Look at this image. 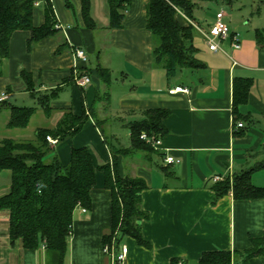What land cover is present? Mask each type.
<instances>
[{
	"label": "crops",
	"instance_id": "crops-1",
	"mask_svg": "<svg viewBox=\"0 0 264 264\" xmlns=\"http://www.w3.org/2000/svg\"><path fill=\"white\" fill-rule=\"evenodd\" d=\"M51 2L58 32L29 45L31 33L16 31L0 75V92H9L8 101L33 102L37 107L35 98L40 93L49 96L51 111L37 108L25 129L9 128L10 112L0 111V143L20 141L35 117H46L49 126L36 127L30 141L39 129L56 128L65 115L81 117L86 111L88 119L80 132L55 149L60 162L67 165L72 149L86 147L100 168L112 163L106 129L116 140L114 152L129 149L130 126L144 121L149 110H166L160 150L118 158L124 174L147 184L140 206L147 218L140 226L149 246L127 237L123 242L129 249L126 264H200L205 254L215 252L230 253L232 264H264V198L237 200L232 192L217 198L212 183L215 176L230 171L234 176L264 163V3L235 0L227 5L229 11H224L225 5L211 15L198 11L197 26L205 31L216 14L224 12L240 47L235 49L227 39L220 44L222 51L212 52L195 29L197 57L205 68L185 70L169 79L153 61L157 38L146 27L149 0H131L120 29L110 28L107 0H91L94 29L85 25L80 0H70L72 8L66 0ZM45 22V7L39 5L33 26L39 28ZM73 47L83 49L89 58L87 64L76 65L79 72L88 68L92 80L84 90L74 83ZM93 54L97 55L94 65ZM99 67L109 72L110 82L105 83ZM23 74L31 77L36 97ZM246 83L248 94L241 101L238 92L244 91ZM177 86L188 88L189 94L170 95L169 90ZM239 123L244 128L237 129ZM121 130L126 144L117 138ZM169 156L174 163H165ZM96 175L93 207L85 213L82 208L75 211L64 264H109L103 237L111 232L112 196L104 173L97 170ZM251 180L264 189V166L252 173ZM10 186L11 172L3 171L0 198ZM255 248L261 252L251 255ZM0 264H50L42 248L27 250L20 241L11 242L7 211L0 213Z\"/></svg>",
	"mask_w": 264,
	"mask_h": 264
},
{
	"label": "trees",
	"instance_id": "trees-1",
	"mask_svg": "<svg viewBox=\"0 0 264 264\" xmlns=\"http://www.w3.org/2000/svg\"><path fill=\"white\" fill-rule=\"evenodd\" d=\"M80 1L85 25L94 29L96 24L91 17V0ZM212 1L215 0H149L146 27L157 38L153 61L166 71L169 79L185 70L205 68L197 57V31L190 22L198 25L196 13L203 11L204 5ZM234 1L217 2L232 5ZM258 1L264 3V0ZM107 2L110 28H122L131 0ZM36 3L45 7L46 22L39 28L33 26ZM66 5L72 8L70 0H66ZM56 26L51 0H0V75L2 63L9 56L10 39L16 31H29V45H32L55 35L58 32ZM86 69L80 71L90 76ZM98 71L105 83L110 82L107 70L99 67ZM23 78L34 95L31 77L23 74ZM248 89V83L244 85V91L239 89L241 101L248 94ZM6 93L9 94L8 91ZM36 95L37 107L19 106L8 100L0 102V111L10 112L9 128H27L37 108L47 113L51 111L49 96ZM168 114L166 110L147 111L144 121L130 126L131 147L116 152L110 147L112 163L100 168L95 167L86 147L72 149L67 165L60 162L55 149L58 143L80 132L88 119L86 111L81 117L65 115L54 129H39L34 141L3 140L0 143V174L11 172V186L9 193L0 198V213L8 212L11 242L20 241L27 250L42 248L50 264H64L68 242L73 234L74 213L78 208L92 209L91 191L96 185L99 170L104 173L105 186L112 196V227L110 234L103 237V246L112 244L114 240L119 245L127 237L135 239L140 246H149L142 238L140 226V222L147 218L140 207L141 194L147 189V184L142 179L124 174L118 158L119 155L125 157L137 152H157L140 137L142 133H147L162 138L166 134L162 120ZM48 138L57 140V144H51ZM262 166L264 163L235 174L232 182L226 179L215 184L217 198L232 192L237 200L263 199L264 189L255 187L251 180L252 173ZM259 252L255 248L251 255ZM200 264H232V258L226 252L208 253L201 258Z\"/></svg>",
	"mask_w": 264,
	"mask_h": 264
},
{
	"label": "built area",
	"instance_id": "built-area-1",
	"mask_svg": "<svg viewBox=\"0 0 264 264\" xmlns=\"http://www.w3.org/2000/svg\"><path fill=\"white\" fill-rule=\"evenodd\" d=\"M40 3H36V7L39 6ZM225 14L224 12H219L215 16L214 23L208 28V30H202L200 29L196 24L190 22V24L197 29L201 35L203 36L205 43L207 44L208 48L212 52H218L222 51L221 43L226 41L227 39L232 40V46L235 49H238L240 47L239 45V39L237 35H232L229 29V26L226 24L224 20ZM72 56L73 60L75 62V70H74V83L77 87L81 89H85L87 86H89L92 83L91 77L88 74H84L82 72H79L77 70V64H87L89 62V58L86 54V52L78 47L72 48ZM170 95H176V94H189V89L182 86H177L169 90ZM9 94L6 92L0 93V102H4L8 100ZM244 128V125L239 123L237 124V129ZM141 140L144 141L146 144L154 148L155 150H160L162 145V138L158 137L155 134H147L142 133ZM48 141L56 145L57 140H54L52 138H48ZM175 160L173 157H166L165 163L166 164H172ZM229 179L231 182L233 181V173L230 171L226 175L223 176H215L212 178V183L217 184L219 182H223L224 180ZM83 212L85 213L86 210L83 209ZM129 249L126 244L121 243L119 245L116 244L115 240L110 245L103 246V253L105 256L109 259V264H126L127 256H128Z\"/></svg>",
	"mask_w": 264,
	"mask_h": 264
},
{
	"label": "rangeland",
	"instance_id": "rangeland-1",
	"mask_svg": "<svg viewBox=\"0 0 264 264\" xmlns=\"http://www.w3.org/2000/svg\"><path fill=\"white\" fill-rule=\"evenodd\" d=\"M217 1L218 0H215V1H212V2L204 5L203 12H206L209 15L215 14L217 11H219L220 9H222V8H220L221 5H225V6H223L224 11H226V10L229 11V9H230L229 7L230 6H227L226 4H220ZM237 1L239 2L240 0H237ZM198 16H199V13H198ZM96 56H97L96 54L90 55V60H91V62H92L93 65L96 63ZM12 103L17 104L19 106H25V107H33L34 106L33 102H31V103L28 102V104H27V102L26 103L25 102H21L20 100H18L17 102L15 100H12ZM38 126H40V127L49 126V121L44 116L43 117H40V116L39 117H35V119L32 122L30 128L28 130L24 131V133L19 136L20 141H30L32 139V137H33V133L31 134V132H33V130L36 127H38ZM124 132L125 131H122V130L120 132H117V138L121 142H123L124 144H126L127 143V138L125 137ZM104 133H105L104 134L105 135L104 138L107 141V145L109 147H111L112 149H113V147H116L117 145H116V142H115L116 141L115 138H113L112 136L109 135V132H108L107 129L105 130ZM24 138L26 140H23Z\"/></svg>",
	"mask_w": 264,
	"mask_h": 264
}]
</instances>
